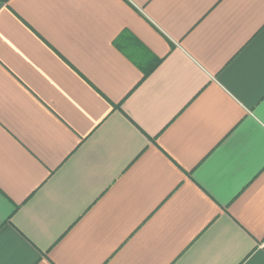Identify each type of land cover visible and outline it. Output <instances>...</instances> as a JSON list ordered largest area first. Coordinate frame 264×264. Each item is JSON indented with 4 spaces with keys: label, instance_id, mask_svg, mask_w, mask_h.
<instances>
[{
    "label": "crops",
    "instance_id": "obj_1",
    "mask_svg": "<svg viewBox=\"0 0 264 264\" xmlns=\"http://www.w3.org/2000/svg\"><path fill=\"white\" fill-rule=\"evenodd\" d=\"M0 264H264V0H0Z\"/></svg>",
    "mask_w": 264,
    "mask_h": 264
},
{
    "label": "trees",
    "instance_id": "obj_2",
    "mask_svg": "<svg viewBox=\"0 0 264 264\" xmlns=\"http://www.w3.org/2000/svg\"><path fill=\"white\" fill-rule=\"evenodd\" d=\"M160 60L158 59V60H156V63L155 64H153L152 66H149L147 69L145 68L144 70H143V72H144V77H146L153 69H154V67L158 64V62H159Z\"/></svg>",
    "mask_w": 264,
    "mask_h": 264
}]
</instances>
